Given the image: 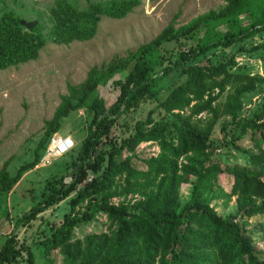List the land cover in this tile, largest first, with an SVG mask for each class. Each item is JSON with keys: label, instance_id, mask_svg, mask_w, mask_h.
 I'll use <instances>...</instances> for the list:
<instances>
[{"label": "trees", "instance_id": "1", "mask_svg": "<svg viewBox=\"0 0 264 264\" xmlns=\"http://www.w3.org/2000/svg\"><path fill=\"white\" fill-rule=\"evenodd\" d=\"M140 4L141 0H102L79 9L68 0H54L51 26L45 33L43 23L25 29L17 14L5 11L0 17V70L36 60L47 41L56 45L90 41L102 17L121 20ZM177 17L135 51L92 66L82 83H67V94L45 122L34 159L14 175L8 170L11 158L3 162L0 210L23 174L38 164L40 151L62 121L88 108L85 134L68 165L69 176L48 180L39 201L15 224H29L76 192L61 224L39 240L42 254L57 250L63 264H264L253 250L256 240L264 245V102L225 142L244 154L243 164L225 167L214 156L211 140L217 121L234 119L242 110V99L264 84V78L233 72V58L215 65L189 63L264 32V0H226L219 9L182 26H176ZM183 38L195 39L194 48L166 64L163 46ZM174 71H180L181 82L144 120L135 121L133 132L116 149L105 152L102 141L115 123L145 99H157L156 86ZM109 82L116 96L107 104L97 90ZM158 109L170 119L155 123ZM248 132L255 152L237 144ZM148 143L155 144L158 153L144 160L145 170L137 169L131 163L132 153ZM123 151L130 153L124 160L118 157ZM191 183L190 196L182 202L180 189ZM232 200L235 211L224 218L210 206L221 201L227 207ZM99 213L108 220L109 232L74 239L75 229ZM15 243L11 232L0 247V264H15L20 255ZM26 254L27 264H35L29 249Z\"/></svg>", "mask_w": 264, "mask_h": 264}, {"label": "rangeland", "instance_id": "2", "mask_svg": "<svg viewBox=\"0 0 264 264\" xmlns=\"http://www.w3.org/2000/svg\"><path fill=\"white\" fill-rule=\"evenodd\" d=\"M68 1L83 9L90 3L102 0ZM225 1L141 0V4L121 20L102 17L96 36L90 41L73 42L69 45H56L47 41L36 60L0 70V168L5 160L11 158L8 170L14 175L21 165L34 159V150L44 134L45 122L52 118L60 97L67 94V83L76 86L84 81L87 71L92 66L107 63L115 56H125L128 52L135 51L139 45L148 43L176 14H178L176 26H182L210 10L219 9L225 5ZM53 5L54 0H4L0 2V17L5 11H13L23 21L43 23L45 33L51 26L50 9ZM195 42V39L183 38L165 44L162 54L166 64L173 61L180 53L192 50ZM256 46H259L257 47L259 49H255ZM230 58L235 61L233 72L264 78V32L227 49H216L189 63L210 62L215 65ZM181 80L180 71H174L156 86L157 99H145L115 123L108 137L102 141L105 152L116 149L120 141L133 132L135 121L144 120L147 112L155 108L158 100H162L165 94ZM97 93L106 99L107 104H110L116 96L112 82L100 87ZM263 102L264 84L257 86L253 93L242 99V110L234 119L223 117L217 121L211 140L216 146L214 156L220 159L225 167L245 162L244 154L233 151L229 145H225V142H230L231 137L239 133L241 125L259 111ZM88 114V108L83 107L72 112L62 121L60 130L55 134L71 139L73 148L62 157L46 161H43L45 149L41 150L38 164L23 174L21 181L1 205L0 247L6 236L12 232L15 236V247L20 253L15 264H27V249L31 251L35 264H63L62 256L57 250L44 255L39 250L38 242L61 224L63 215L69 211V201L76 192H72L66 199L37 215L29 224H15L39 201L41 191L48 180L69 176L68 165L85 134ZM153 117L155 123L159 124L170 119L169 116L164 115L162 109L156 110ZM237 144L246 151L255 152L250 132L237 141ZM157 153L158 148L155 144H141L132 153L131 163L135 168L145 170L144 160ZM127 156H130V153L123 151L118 157L124 160ZM192 183L181 187L182 202L188 200ZM210 206L222 218L232 215L235 211L233 200L227 207H224L221 201H214ZM254 224L253 220L249 221L250 226ZM108 232V220L99 213L95 215L93 221L83 223L75 229L74 239ZM253 250L264 258V245L261 242L256 240Z\"/></svg>", "mask_w": 264, "mask_h": 264}, {"label": "built area", "instance_id": "3", "mask_svg": "<svg viewBox=\"0 0 264 264\" xmlns=\"http://www.w3.org/2000/svg\"><path fill=\"white\" fill-rule=\"evenodd\" d=\"M72 148L73 142L71 139L54 134L50 137L49 142L46 146L43 161L61 157Z\"/></svg>", "mask_w": 264, "mask_h": 264}, {"label": "water", "instance_id": "4", "mask_svg": "<svg viewBox=\"0 0 264 264\" xmlns=\"http://www.w3.org/2000/svg\"><path fill=\"white\" fill-rule=\"evenodd\" d=\"M37 21H32V22H26L21 20L20 25L23 26L25 29H30L36 25Z\"/></svg>", "mask_w": 264, "mask_h": 264}]
</instances>
